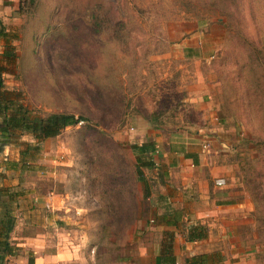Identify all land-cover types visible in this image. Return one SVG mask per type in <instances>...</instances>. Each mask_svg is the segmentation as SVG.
I'll return each mask as SVG.
<instances>
[{"label": "rangeland", "instance_id": "374dc122", "mask_svg": "<svg viewBox=\"0 0 264 264\" xmlns=\"http://www.w3.org/2000/svg\"><path fill=\"white\" fill-rule=\"evenodd\" d=\"M6 3L13 16L20 19L12 33L17 37L12 43L19 59L5 78L6 87L35 114L72 113L87 119L42 144L40 168L32 172L38 175V192L54 187L51 176L52 180L47 177L39 181L49 173L62 177L85 173L89 175L86 183L89 177H96L88 183L86 200L92 195L105 198L108 223L113 228L114 220L122 218L123 229L115 241L110 240L108 231L92 240L94 259L90 264L124 261L146 237L142 226L146 229L152 216L150 201L137 192L140 181L136 179L137 156L132 148L140 143L146 123L155 129L179 127L182 131L204 125L202 115L185 99L198 72L208 80L216 79L222 88L219 74L230 69L229 79L235 87L232 79L236 80L239 67L217 61L235 42L221 22L223 14L209 0ZM229 4L240 8L234 13H242L250 38L254 42L261 39L264 48V0H230ZM197 42L201 43L199 55L186 57V50L181 54L179 44L185 47ZM239 93L237 101L228 104L229 109L237 113L264 110L259 101L253 105L245 102L247 90L245 95ZM221 94L220 110L223 89ZM220 125L226 141L220 151H225L232 165L231 179L244 188V169L264 164V150L251 140V131L258 128L251 119L241 123L231 116ZM21 141L34 142L28 136ZM256 213L261 218V213ZM254 220L255 264H264L262 227L259 220Z\"/></svg>", "mask_w": 264, "mask_h": 264}, {"label": "crops", "instance_id": "0c3cea01", "mask_svg": "<svg viewBox=\"0 0 264 264\" xmlns=\"http://www.w3.org/2000/svg\"><path fill=\"white\" fill-rule=\"evenodd\" d=\"M18 22L6 0H0V28L14 33ZM200 45L178 46L184 54L186 48L197 49ZM5 47L6 41L0 39L4 80L19 59L5 58ZM196 76L185 99L202 115L204 125L182 131L168 126L155 129L146 123L147 129L139 137V144L151 140L156 148V165L151 171L143 168L148 191L136 172L140 181L137 192L150 201L152 216L147 228L142 226L143 232L146 230L144 240L128 259L126 256L115 264H189V257L202 254L207 255L206 264H255L254 202L231 179L232 165L225 151H220L226 145L218 116L222 88L219 81L208 80L201 72ZM16 145L0 151V240H6L12 248L0 244V264L92 263V240L108 231L110 240L115 241L123 229L122 218L114 220L113 228L108 223L105 198L100 200L91 194L86 200L88 183L96 177H89L86 183L89 175L85 173L67 177L49 173L39 181L52 177L54 187L38 192V175H32L33 170L38 171L32 168L38 167V160L30 164L31 168L11 167L12 162L21 159ZM95 176L101 180L100 175ZM218 178H225L226 183L218 185ZM113 213L116 217V211ZM198 223L208 228L207 237L188 240V229ZM134 226L137 229L138 222Z\"/></svg>", "mask_w": 264, "mask_h": 264}, {"label": "trees", "instance_id": "16d2710c", "mask_svg": "<svg viewBox=\"0 0 264 264\" xmlns=\"http://www.w3.org/2000/svg\"><path fill=\"white\" fill-rule=\"evenodd\" d=\"M33 1V0H32ZM230 0H209L210 3L218 6L224 17L221 22L229 30V33L234 39L233 46L224 49L222 54L218 56L220 64L225 65L228 61L239 67L236 76L231 80L230 69L229 72L219 74L222 82L223 89V107L221 106L219 120L226 122V117H233L238 119L241 123L245 120H252L256 123L258 130H252V142L256 147H261L264 150V110H248L242 112H235L228 108V104L235 103L240 96L239 92L247 90L245 102L253 105L259 101V104L264 105V48L261 46V39L255 42L250 38L251 33L245 27V18L242 13H234L240 8H236L229 4ZM120 25L123 27V23ZM0 39L6 41L4 50V57L14 61L18 58L16 46L12 40H16L10 31L5 27L0 28ZM198 49L186 48V57L199 55ZM242 50V51H241ZM246 54H242V53ZM234 58V59H232ZM220 69H223L221 66ZM4 68L0 66V151L7 145L17 144L20 148L21 159L17 163H11L12 168H31L30 164L38 160V154L41 151L42 144L48 139H54L59 136L67 127L77 125L78 123L87 120L82 116H76L72 113H50L47 116L35 114L27 106L20 104L14 97V92L6 88L5 80L3 77ZM239 83L236 86V83ZM244 89L241 91L240 89ZM243 95V96H244ZM264 109V108H263ZM147 116V115H146ZM258 124V125H257ZM249 126L248 124H246ZM29 136L34 140L21 141L22 137ZM137 158L136 172L138 178L145 184V192L148 191L147 181L144 177L143 168H152L156 165L154 154L156 152L155 144L153 141H146L142 144L135 143L132 145ZM264 163V157L262 158ZM21 165V166H20ZM38 166V165H37ZM263 166V167H262ZM36 170L40 168L32 167ZM244 189L248 192L255 205L253 212L256 220L260 221V235L261 240L264 239V164L251 166L244 169ZM260 190V191H258ZM2 189H0L1 195ZM10 197V196H9ZM12 197H10V200ZM261 213V218L256 217ZM208 235V228L201 223L196 224L188 229V240H200L206 238ZM6 249L11 250L9 243L6 240H0ZM172 241L169 242L171 247ZM171 248L168 252L171 253ZM207 255H194L187 259L189 264H206L205 258Z\"/></svg>", "mask_w": 264, "mask_h": 264}, {"label": "built area", "instance_id": "2783aa9c", "mask_svg": "<svg viewBox=\"0 0 264 264\" xmlns=\"http://www.w3.org/2000/svg\"><path fill=\"white\" fill-rule=\"evenodd\" d=\"M216 183L218 185H224L226 183V179L225 178H218Z\"/></svg>", "mask_w": 264, "mask_h": 264}]
</instances>
